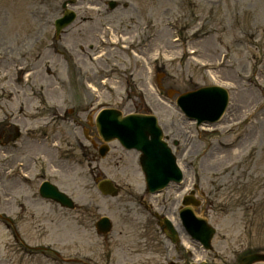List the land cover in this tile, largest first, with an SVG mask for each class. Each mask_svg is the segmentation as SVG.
<instances>
[{"label": "rangeland", "instance_id": "374dc122", "mask_svg": "<svg viewBox=\"0 0 264 264\" xmlns=\"http://www.w3.org/2000/svg\"><path fill=\"white\" fill-rule=\"evenodd\" d=\"M63 1L0 0V51L10 48L32 65L39 54L47 56L54 34L51 25L61 14ZM105 1L78 0L73 7L77 19L60 40L62 79L68 83V65L75 74L72 60L78 55L76 65L82 69L83 76L90 78L88 85L104 92L98 103H109L124 113L150 111L160 123L172 122L175 134L183 137L176 156L184 179L180 186L173 185L165 193L143 197L133 153H122L112 144L113 149L105 159L90 157L91 152L83 147L87 143L82 138L81 122L61 121L60 128H65L62 141L66 140L71 153L84 157L69 156L75 162L79 159L82 169L59 166L60 183L78 204L77 199L84 204L78 205L79 209L72 214L77 220H85L87 226L85 230L74 228L70 232V227L60 223L59 238L67 245L76 243L65 246L62 253L75 251L82 259L76 264L108 261V264H163L174 260L173 246L166 242L167 249L164 247V238L145 203L175 219L181 232V259L237 264L247 252L264 251V0H116L121 4L126 2L129 8L125 10L120 5L113 11H108ZM41 21L46 25L42 35L29 41L28 48L22 50L21 43L39 30ZM105 26L113 31L123 29L128 39L124 47L118 44L94 54L95 35ZM153 34L155 39L143 50L146 37ZM175 38L179 41L175 42ZM131 45L135 46L134 50ZM193 49L196 56L189 54ZM153 58H157L156 74L164 89L171 90L172 98L205 85L227 88L230 103L222 119L214 125L196 127L181 117L174 105L158 98L149 84L148 68ZM202 64L215 69L206 70ZM17 70L11 64H0V100H21L18 91L22 83L17 79L20 74ZM73 78L70 83L75 84L78 98L75 95L73 103L68 105L74 110L84 97L78 86L80 81ZM105 80L109 86L103 88L101 82ZM90 110L83 111L88 115ZM87 156L98 173L119 185L117 198L100 197L79 178L87 170ZM192 189L200 201L196 214L216 229L210 251H204L192 241L179 225L177 213L181 200ZM4 206L8 211L16 210L14 200H8ZM103 215L113 224L104 240L93 231L94 222ZM23 218L24 214L19 213L16 222L29 229L32 222H23ZM80 222L77 221L76 227ZM0 226V264H27L20 259L19 252L13 254L14 259L10 258L13 241L2 222ZM53 237L52 230L45 241Z\"/></svg>", "mask_w": 264, "mask_h": 264}, {"label": "water", "instance_id": "95a60500", "mask_svg": "<svg viewBox=\"0 0 264 264\" xmlns=\"http://www.w3.org/2000/svg\"><path fill=\"white\" fill-rule=\"evenodd\" d=\"M71 20L70 16L63 18L59 21V28L66 25ZM222 91L216 88H203L198 91L185 94L180 98L181 105L185 108V110L192 115L197 116L199 119L205 120H215L219 116V111L225 105V98L222 95ZM108 122L104 123L103 128H107V131L112 132L117 137H122L127 140H141V136L137 133V127L140 126L141 122L146 121L143 117L140 118H126L124 121H117L113 120L112 118L106 119ZM134 121V123H133ZM116 125V126H115ZM115 126V127H114ZM145 127L143 124L141 128ZM144 142H142L143 144ZM158 144V142H157ZM160 157L162 154L160 152L157 153H150L145 155L146 162H151V157ZM152 174H155L154 170L152 169ZM171 175L175 176L176 171L174 167H171ZM58 199V194L55 195ZM59 200L62 203L66 202V199L60 196ZM186 225L188 228L192 230L195 235H197L201 239H205L207 246H209V238L211 236L212 231L203 222H195L192 220V217L189 213H186L184 216ZM99 225H102L104 228L107 227L106 220H101ZM196 231L203 233L204 235H198ZM257 262H264V254H250L242 258L240 264H254Z\"/></svg>", "mask_w": 264, "mask_h": 264}, {"label": "flooded vegetation", "instance_id": "af4514ba", "mask_svg": "<svg viewBox=\"0 0 264 264\" xmlns=\"http://www.w3.org/2000/svg\"><path fill=\"white\" fill-rule=\"evenodd\" d=\"M28 103H29V101H27V106H28ZM11 130H12V127L9 128V131L10 132L9 133H6V134H8L9 136H12L13 137L16 134V131L15 132L14 131L11 132ZM0 136H2V134H0ZM25 155H26V157L24 159V162H25L24 163V165H25V171H28V170H30V167H31V164H32L31 157L34 155L33 150L31 148L28 149L27 152H25ZM49 165L52 166L51 163H49ZM13 189H14V185L13 184H11L10 186H8V191L9 192H12ZM32 198H33V196H31V199Z\"/></svg>", "mask_w": 264, "mask_h": 264}]
</instances>
